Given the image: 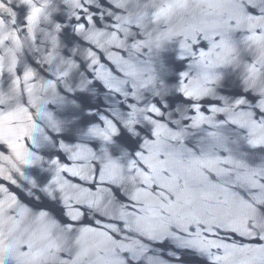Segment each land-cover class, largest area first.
<instances>
[{"label": "water", "instance_id": "water-1", "mask_svg": "<svg viewBox=\"0 0 264 264\" xmlns=\"http://www.w3.org/2000/svg\"><path fill=\"white\" fill-rule=\"evenodd\" d=\"M0 264H264V0H0Z\"/></svg>", "mask_w": 264, "mask_h": 264}, {"label": "snow or ice", "instance_id": "snow-or-ice-1", "mask_svg": "<svg viewBox=\"0 0 264 264\" xmlns=\"http://www.w3.org/2000/svg\"><path fill=\"white\" fill-rule=\"evenodd\" d=\"M37 11H38V9H37Z\"/></svg>", "mask_w": 264, "mask_h": 264}]
</instances>
